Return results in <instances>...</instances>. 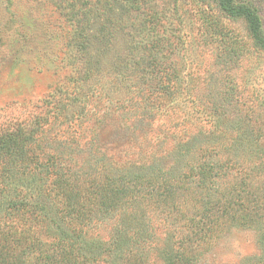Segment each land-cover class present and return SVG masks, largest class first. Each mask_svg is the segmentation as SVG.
Listing matches in <instances>:
<instances>
[{
  "label": "rangeland",
  "instance_id": "rangeland-1",
  "mask_svg": "<svg viewBox=\"0 0 264 264\" xmlns=\"http://www.w3.org/2000/svg\"><path fill=\"white\" fill-rule=\"evenodd\" d=\"M234 1L256 9L264 37V0ZM4 132L29 139L14 152L26 157L19 202L49 211L0 214L7 241H38L32 261L69 229L58 220L66 210L55 171L98 169L123 193L77 227L86 252L125 230L141 264H162L169 249L189 254V264H264V50L217 0H0ZM41 166L50 178L36 176ZM203 169L215 177L210 188ZM138 175L150 181L126 191ZM170 175L171 192L151 184ZM236 183L256 195L251 203L221 201ZM204 210L217 222L198 239Z\"/></svg>",
  "mask_w": 264,
  "mask_h": 264
},
{
  "label": "trees",
  "instance_id": "trees-1",
  "mask_svg": "<svg viewBox=\"0 0 264 264\" xmlns=\"http://www.w3.org/2000/svg\"><path fill=\"white\" fill-rule=\"evenodd\" d=\"M217 2L219 9L226 16L230 18L242 17L247 22L254 43L264 50L262 23L256 9L252 5L236 4L234 0H217ZM19 138L20 136L15 133L4 132L0 134V160H4V162L0 163V214L3 213L4 216H8L17 212L19 207L26 206V208L41 209V211L47 215L49 211H47L48 208L46 209L44 205L42 206L37 203L32 204L30 201H25L23 204L19 202L20 191L18 187H20L21 184L20 181L16 179L18 171L17 166L23 164L26 157L21 153L22 158L16 160L14 152L18 153L17 150L22 149L25 145V140H29L25 138L22 140ZM41 167V173L39 172L36 176L50 178L51 173L49 172V168L47 166ZM55 168L56 167H53V171ZM90 169L94 170L93 168ZM95 171H98L96 173L97 175L93 176L91 172L89 174L87 172L85 177L82 173L79 175L73 173L69 176V173L66 174L61 170H56L55 176L57 182L54 180V196H60L59 203L63 206V209L66 210V217L69 221L62 214V211H60L61 217H59L58 220L61 224L65 223L67 226L69 225L68 231L59 230L57 234L58 243L51 246V250L53 251L44 254L41 252L40 255L43 256L39 258L35 257V261H32L30 256L34 255L36 252L34 246L38 241L22 238L20 240L13 239L9 242L6 240V235L0 233V264H85L82 261L87 259H84L87 250L82 247L87 244V239L82 237L81 232L78 231L81 228H85L86 224H89L87 222L92 221L90 219V217L93 216L92 211L99 206L103 208H106V206L112 207V203H110L112 202L111 200L116 199L118 194L123 193L118 187L115 188L116 186H114L115 182L113 179L106 177V175L100 176V172L103 170L96 169ZM42 174L44 176H42ZM36 176H32L34 183L37 180ZM133 177L131 182L127 183L130 187H128L126 191L128 190L130 192V188L131 190L133 189L135 186L133 183L139 185L142 179L144 180L147 178V176L144 175ZM199 177L203 178L202 185L205 184V188H210L212 186L211 181L215 180V177L211 175L210 172L204 171V169ZM172 178V175H170L169 178L162 177L160 181V179L153 177L151 184H159L161 182L160 185L163 184L167 190L171 192L176 186ZM186 178L191 177L188 175ZM146 180L150 181L149 178ZM163 185H161L162 188ZM225 192V194L230 197L226 199V195L223 193L220 199L224 203L232 198H237L243 202L246 200L251 203L250 199L256 196L252 194L248 188L247 190L243 189L238 183ZM216 204H219V200L216 201ZM209 212V210H204L196 223V226L200 228L194 231V236L198 239H202L205 236L203 230L209 231L211 228L210 225L213 222H217L210 216ZM58 228L62 227L59 226ZM120 232L122 236L119 237L116 242L110 244L108 248L106 246L98 248L93 247L94 249L91 250V252H86L90 253V256H87V260L95 261L99 259V257L111 256L117 261L116 264H141L143 258L136 251L138 249L137 245L128 243V238L126 237L127 232L125 230ZM11 243L14 245H11ZM188 262L189 254L186 255L184 251L174 252L172 249H169L164 255L162 264H189Z\"/></svg>",
  "mask_w": 264,
  "mask_h": 264
}]
</instances>
